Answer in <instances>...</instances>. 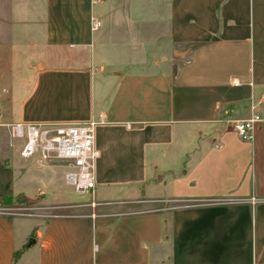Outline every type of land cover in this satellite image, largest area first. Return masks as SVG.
Listing matches in <instances>:
<instances>
[{
  "label": "crops",
  "instance_id": "1",
  "mask_svg": "<svg viewBox=\"0 0 264 264\" xmlns=\"http://www.w3.org/2000/svg\"><path fill=\"white\" fill-rule=\"evenodd\" d=\"M26 53L13 82L10 55ZM5 78L6 122L101 121L100 198L33 215L20 245L13 217L27 216L0 213V264H264V0H0ZM250 114L263 121L241 141L231 122ZM0 151L2 202L41 201L14 185L16 144ZM123 188L134 209L116 208Z\"/></svg>",
  "mask_w": 264,
  "mask_h": 264
},
{
  "label": "built area",
  "instance_id": "2",
  "mask_svg": "<svg viewBox=\"0 0 264 264\" xmlns=\"http://www.w3.org/2000/svg\"><path fill=\"white\" fill-rule=\"evenodd\" d=\"M97 23L91 21L92 28ZM253 107H250L252 110ZM263 121L254 114L243 120L232 121V131L241 141H251L255 126ZM101 121L84 123H10L0 116V128L6 132L9 143L15 142L17 156L21 160L33 161L39 167L56 161L64 164V184L75 193L88 192L89 206L94 207V163L98 153L94 147V130ZM0 206V213L6 211ZM95 215L90 214V219Z\"/></svg>",
  "mask_w": 264,
  "mask_h": 264
},
{
  "label": "rangeland",
  "instance_id": "3",
  "mask_svg": "<svg viewBox=\"0 0 264 264\" xmlns=\"http://www.w3.org/2000/svg\"><path fill=\"white\" fill-rule=\"evenodd\" d=\"M10 56L12 58V65L10 67L11 71L8 74L13 82L17 80L15 75L18 77H23V76L26 77L27 75L30 74V71L26 70L25 68V64L31 61L30 53L20 54V55L11 54ZM5 81H8L7 78L0 81V83H2L3 85ZM15 85L16 84L14 83V86ZM26 88L17 87L18 89L17 96L21 95L22 91H24ZM4 92H5V88L3 87L2 93ZM2 112L5 113V111ZM9 121L13 123L17 122L14 119H11ZM6 140H7L6 134L3 132V130H1L0 141H3L5 143ZM184 142L189 143L188 141H184ZM13 143L14 145L16 144L15 142ZM176 150L177 148H174V150H170V151L167 150V154H168L167 160H172V158H174L175 155H178V157H176V162H175V166H178L180 150H177L178 152ZM183 151L185 154V156L183 154V157H185V159H188V157H190L191 160L197 156L196 154H193L192 151H188V153L186 152V150ZM3 154L4 153L0 151V155L2 156ZM28 162L29 161L21 160L20 158L17 157L12 160L13 165L14 164L23 165L25 167L24 173L20 172L18 169L14 167V171H15L14 185L17 190H20V188H22L21 194L26 196H30L32 194L35 195V192L39 190L38 193H36V196H41V201L39 204L37 203L34 206H28L26 203L6 206V207H13L9 210H6L7 212L22 213L25 216H27L26 218L21 216L13 217L15 223L14 230H15L17 245H20L23 242L24 231L31 230L32 226L36 224L38 220H40L37 219V217H34L33 215H38V214L42 215V213H44V215L57 214V213L58 214H73L75 212L79 213L80 211H82L81 210L82 208H78V206H84V205L88 206L91 200L88 192L82 194L75 193L71 188L63 185L62 177H63V172H65L63 163L53 161L50 162V164L47 167L39 169L34 166L36 164L35 162L33 161H30L29 163ZM33 166L38 170L32 168ZM165 168L166 167H164V165H160V168L157 170L158 172L155 175L154 180L157 181V177L160 174H163V173H159V171L161 170L163 171ZM135 187L136 186L134 185L133 189H136ZM127 189L130 190V188H123L119 193L115 195V198H117L115 200H117L116 202H118L119 204L118 206H116L117 209L120 208L121 210H126V209H134L136 207L132 205L133 203L128 197L123 196L125 195L124 193ZM143 191H145V196H147L146 188H144ZM127 195H132V193H128V194L126 193L125 196ZM94 198H95L94 202L95 204H97L100 195L96 194V197L94 196ZM143 198L144 197H139V199H143ZM44 205L53 207L55 210H47L45 212H41L42 210H37L38 207H42ZM60 205L64 207L58 208ZM68 206H75L76 208L70 210L69 209L70 207Z\"/></svg>",
  "mask_w": 264,
  "mask_h": 264
},
{
  "label": "trees",
  "instance_id": "4",
  "mask_svg": "<svg viewBox=\"0 0 264 264\" xmlns=\"http://www.w3.org/2000/svg\"><path fill=\"white\" fill-rule=\"evenodd\" d=\"M14 204H24V202H22L20 199H19V196L17 197H14V198H3V202L0 206H10V205H14ZM20 253V250L14 252L13 254V258L15 259Z\"/></svg>",
  "mask_w": 264,
  "mask_h": 264
},
{
  "label": "water",
  "instance_id": "5",
  "mask_svg": "<svg viewBox=\"0 0 264 264\" xmlns=\"http://www.w3.org/2000/svg\"><path fill=\"white\" fill-rule=\"evenodd\" d=\"M22 202L26 203L28 206H34L36 205L40 199L39 198H30V197H26L21 199ZM2 204V199H0V205ZM34 244V240L33 239H28V243L27 246Z\"/></svg>",
  "mask_w": 264,
  "mask_h": 264
}]
</instances>
